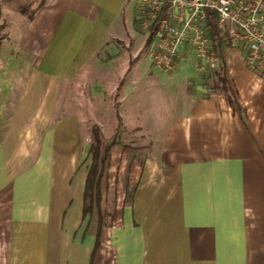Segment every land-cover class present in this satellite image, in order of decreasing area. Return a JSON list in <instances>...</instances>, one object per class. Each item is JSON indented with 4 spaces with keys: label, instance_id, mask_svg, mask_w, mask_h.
I'll return each mask as SVG.
<instances>
[{
    "label": "crops",
    "instance_id": "1",
    "mask_svg": "<svg viewBox=\"0 0 264 264\" xmlns=\"http://www.w3.org/2000/svg\"><path fill=\"white\" fill-rule=\"evenodd\" d=\"M139 2L0 0L24 23L16 50L0 45V264H264V72L248 69L230 43L208 71L181 48L166 75L150 64L144 37L143 60L137 54L122 73L121 102L147 84L158 106L150 118L160 116L147 133L162 143L156 158L130 165L116 221L97 242L94 213L83 210L91 159L80 164L79 116L62 109L64 87L79 85L118 23H134ZM222 63L228 97L214 85ZM57 143L73 150L68 165L53 160L58 170L35 175L16 168L18 150L21 160L29 151L52 158Z\"/></svg>",
    "mask_w": 264,
    "mask_h": 264
},
{
    "label": "rangeland",
    "instance_id": "2",
    "mask_svg": "<svg viewBox=\"0 0 264 264\" xmlns=\"http://www.w3.org/2000/svg\"><path fill=\"white\" fill-rule=\"evenodd\" d=\"M18 12L20 13V11ZM132 13L134 23L129 22L124 31L121 24L118 23L116 29L119 32L111 31L107 38V44L90 57L87 63L90 67L88 66L86 70L82 71L77 79L79 85L76 84L77 86H74V84L70 83L64 87L65 102H63L62 109L66 113L77 112L79 116L81 132L80 164L85 166L89 163L87 151L88 142L91 141L90 128L93 122L97 123L102 131L103 140L106 143L113 142L112 150L104 163L101 177L102 198L100 207L101 212L106 210L108 215L102 217V222L99 221L95 211H93L94 215H92L93 224L98 225L101 223L103 227L111 226L116 221L121 195L128 192L126 180L130 165L142 166L145 160L156 158L155 150L161 145L163 137L162 135L147 133L152 130V123L160 118L157 114L150 118V113L152 115L153 112H156L158 106L154 104L156 96L150 95V87L147 84L141 85L139 90H134L130 99L135 102L132 101L130 103V99L127 100V103L121 102L125 92L124 87H122L125 76H122V73L126 68V64L137 54L139 57L141 56L137 63L143 60L140 49L144 41L145 31L138 23V16L141 15L139 5L134 8ZM18 15L13 11V8L0 7V45H10L12 50L18 48L16 47L17 38L24 25L22 22L23 16ZM125 30H129L127 31L129 33L125 32ZM227 48L230 47L226 46L224 50ZM4 53L8 52L4 50ZM226 56V54L223 55L225 58ZM104 62L107 63L105 64ZM175 69L176 67L173 70ZM173 70L164 73L170 75ZM126 72L128 73V71ZM116 90L117 94L115 93ZM118 100L121 102L117 108L123 118L121 122L115 118L114 112L115 102ZM60 106L61 103L56 102L54 116ZM137 106L143 107L145 111L148 108L149 111L147 110L143 116L138 114L139 117H137ZM129 110L130 112L128 113ZM145 111L143 110V112ZM118 122L120 123L119 127ZM137 124L141 126L140 130L134 128ZM57 147L58 149L52 151V158H50L48 151H42L43 153H41L40 157H37L38 152L29 151L25 152L26 156L21 160L20 157L24 151L18 150V165H16V168L19 171L22 166H29L30 175L48 174L51 170L55 172L59 169L56 168L55 164L64 159L65 165H68V163L73 161L74 153L73 150L70 152L66 151L61 143H57ZM53 160H55V164L52 166ZM83 170L84 168H80L76 172L75 178L77 176L80 177Z\"/></svg>",
    "mask_w": 264,
    "mask_h": 264
},
{
    "label": "built area",
    "instance_id": "3",
    "mask_svg": "<svg viewBox=\"0 0 264 264\" xmlns=\"http://www.w3.org/2000/svg\"><path fill=\"white\" fill-rule=\"evenodd\" d=\"M140 27L146 31L165 5L156 32L148 44L150 64L171 72L190 50L198 70H214L221 54L215 47L209 21L243 52L246 67L264 72V0H140ZM210 12L213 15H210Z\"/></svg>",
    "mask_w": 264,
    "mask_h": 264
},
{
    "label": "trees",
    "instance_id": "4",
    "mask_svg": "<svg viewBox=\"0 0 264 264\" xmlns=\"http://www.w3.org/2000/svg\"><path fill=\"white\" fill-rule=\"evenodd\" d=\"M164 9H165V5H163L160 8V10L157 12V18L153 20L150 23L149 27L146 29L144 47L148 46V44L151 42L158 27L159 19ZM210 15H213V13L210 12ZM209 23L211 25V35L214 41V45L216 48L219 49L220 54L222 56L224 47L229 45V42L219 33V31L215 27L214 20L209 21ZM0 28H1V24H0ZM223 68L224 67L222 63L220 68L218 70H215L214 74L216 76V82L214 85L216 87L220 86L221 89H223L227 95L229 91V87ZM116 105L118 104H115V106ZM115 116L116 119L119 122H121V118L119 117V114L117 112H115ZM119 122H118V127L120 126ZM90 135H91V144L88 153L90 155L91 162L85 179L83 210L84 213H92L93 211H95L96 215L99 217V221L102 222L101 220L102 217H104V215H108V213L106 210L104 212H101V207H100V202L102 198L101 177L103 174L104 163L106 161L109 152L112 150L113 142L106 143L103 140L102 131L100 130L98 124L95 122L91 124ZM102 227L103 224L101 223L97 225V242L99 239L100 229Z\"/></svg>",
    "mask_w": 264,
    "mask_h": 264
}]
</instances>
